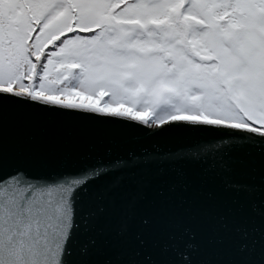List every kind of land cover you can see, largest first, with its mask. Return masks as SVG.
Segmentation results:
<instances>
[{
	"label": "snow or ice",
	"instance_id": "obj_1",
	"mask_svg": "<svg viewBox=\"0 0 264 264\" xmlns=\"http://www.w3.org/2000/svg\"><path fill=\"white\" fill-rule=\"evenodd\" d=\"M0 264H264V0H0Z\"/></svg>",
	"mask_w": 264,
	"mask_h": 264
},
{
	"label": "water",
	"instance_id": "obj_2",
	"mask_svg": "<svg viewBox=\"0 0 264 264\" xmlns=\"http://www.w3.org/2000/svg\"><path fill=\"white\" fill-rule=\"evenodd\" d=\"M173 146H175L174 142L173 143H169L168 145H163V147H173ZM164 190H165V192H167V187H165ZM178 191H179V189H178ZM190 193H191V189H189L188 193L184 194L186 199H189V200L191 199ZM205 196H206V194H205ZM227 206H230V205L229 204H225V207H227ZM133 225H135V222H133Z\"/></svg>",
	"mask_w": 264,
	"mask_h": 264
}]
</instances>
